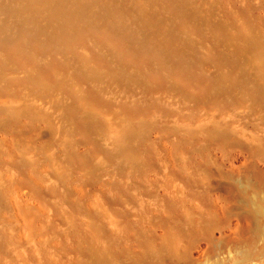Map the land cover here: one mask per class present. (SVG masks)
Returning <instances> with one entry per match:
<instances>
[{
  "label": "rangeland",
  "instance_id": "374dc122",
  "mask_svg": "<svg viewBox=\"0 0 264 264\" xmlns=\"http://www.w3.org/2000/svg\"><path fill=\"white\" fill-rule=\"evenodd\" d=\"M0 264H264V0H0Z\"/></svg>",
  "mask_w": 264,
  "mask_h": 264
}]
</instances>
